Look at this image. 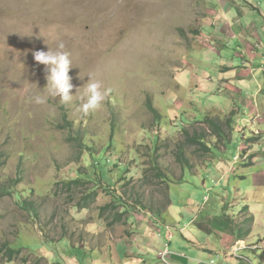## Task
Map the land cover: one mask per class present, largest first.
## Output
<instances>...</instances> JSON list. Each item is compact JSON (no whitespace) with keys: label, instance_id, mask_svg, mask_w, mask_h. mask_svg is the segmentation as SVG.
I'll list each match as a JSON object with an SVG mask.
<instances>
[{"label":"rangeland","instance_id":"rangeland-1","mask_svg":"<svg viewBox=\"0 0 264 264\" xmlns=\"http://www.w3.org/2000/svg\"><path fill=\"white\" fill-rule=\"evenodd\" d=\"M75 1L0 0V264H70L68 251L100 245L107 231L132 237L135 215L163 207L167 187L171 202L193 208L199 223L247 218V208L264 217V179L241 178L256 128L225 124L226 116L214 129L200 119L214 106L202 84L220 83L192 41L223 3ZM60 42L75 96L37 105L32 98L47 81L33 53ZM88 76L111 92L101 109L83 114ZM195 134L211 153L189 142ZM78 178L89 182L73 193L66 183ZM91 193L90 207H79ZM30 202L37 215L22 205ZM5 247L19 251L13 261ZM248 256L264 264L262 251Z\"/></svg>","mask_w":264,"mask_h":264},{"label":"crops","instance_id":"crops-1","mask_svg":"<svg viewBox=\"0 0 264 264\" xmlns=\"http://www.w3.org/2000/svg\"><path fill=\"white\" fill-rule=\"evenodd\" d=\"M220 1L222 10L209 11L211 22L204 26L198 39L192 41L198 43L197 51L209 57L202 65L220 83L211 86V82L205 80L201 91L198 84L195 85L198 91L218 100H211L214 106H208L209 112L200 119L213 120L217 115L213 121L220 125L229 116L225 124L238 126L239 123L243 128L252 124L258 136L248 147H242L246 170L242 174H246L241 178L253 175L254 179H264V170H259L264 161V3ZM192 87L193 84L189 89ZM189 117L201 121L194 115ZM157 210L146 208L135 215L132 237L126 234L120 238L107 231L100 245L77 253L68 251L74 258L69 263L253 264L249 253L259 256L262 251L264 255V217L257 219L251 208H247L250 212L247 218L225 214L219 226L207 220L199 223L200 215H195L193 208L178 200L171 202L163 213ZM165 250L168 251L167 262L160 256Z\"/></svg>","mask_w":264,"mask_h":264},{"label":"clouds","instance_id":"clouds-1","mask_svg":"<svg viewBox=\"0 0 264 264\" xmlns=\"http://www.w3.org/2000/svg\"><path fill=\"white\" fill-rule=\"evenodd\" d=\"M64 42H60L56 50L48 47L47 51H36L33 53L37 64L45 66L46 86L41 89V93L32 98V102L37 105H44L48 100L56 99L62 104H69L75 95L71 94L73 84L69 71L72 68L70 52H68ZM90 79L83 85L84 93L80 97L82 103L79 110L83 114L99 110L103 107L106 97L111 89H105L99 80ZM80 89V88H79ZM78 91V89H77ZM77 93V92H76Z\"/></svg>","mask_w":264,"mask_h":264},{"label":"trees","instance_id":"trees-1","mask_svg":"<svg viewBox=\"0 0 264 264\" xmlns=\"http://www.w3.org/2000/svg\"><path fill=\"white\" fill-rule=\"evenodd\" d=\"M147 105H148V109H150L152 111L153 110L152 103L148 102ZM154 113H156V111H154ZM208 120H209V124L210 125H214V129H216L217 126L215 125L214 121L210 120V119H207V121ZM188 140H189V142L192 145H196V144L200 145L201 146L200 147V151L201 152H203V153H211V148L207 144L204 143L203 139H201V135L195 134L194 137H192V138L189 137ZM88 182L89 181H86V179L78 178V179H75L73 181H70L69 183H66V186L69 189L71 188L73 193H74L75 192L74 188L86 186V183H88ZM167 188H168V191L166 193L167 201L164 203L163 207H161L160 209L157 210L158 213H163L167 209L168 205L171 203L170 194H169V187H167ZM1 189H3V188L0 187V190ZM8 189H10V188H8ZM89 198H92V199L89 200ZM94 200H95L94 193H91L89 195H85L84 199L79 202V207H81L82 209L85 210V209L90 207V205L94 202ZM22 205L26 206V210L28 212H30L31 214L37 215V209L35 208V205L33 203H31V202L30 203H22ZM120 217H122L121 214L117 218L118 221L120 220L119 219ZM249 221H251V220H249ZM5 248L7 249V251H6L7 258L10 261H13V257H14L13 254H17L19 251L11 249V248H8V247H5Z\"/></svg>","mask_w":264,"mask_h":264},{"label":"built area","instance_id":"built-area-1","mask_svg":"<svg viewBox=\"0 0 264 264\" xmlns=\"http://www.w3.org/2000/svg\"><path fill=\"white\" fill-rule=\"evenodd\" d=\"M160 256H161V258H162V260H163L164 262H167V259H166V258H167V256H168V251L165 250L164 252L161 253Z\"/></svg>","mask_w":264,"mask_h":264},{"label":"bare ground","instance_id":"bare-ground-1","mask_svg":"<svg viewBox=\"0 0 264 264\" xmlns=\"http://www.w3.org/2000/svg\"><path fill=\"white\" fill-rule=\"evenodd\" d=\"M74 2H76V1L74 0Z\"/></svg>","mask_w":264,"mask_h":264}]
</instances>
